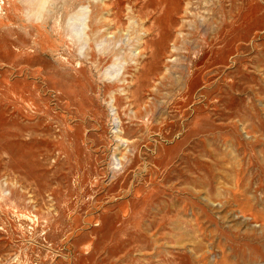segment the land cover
<instances>
[{"label":"rangeland","instance_id":"rangeland-1","mask_svg":"<svg viewBox=\"0 0 264 264\" xmlns=\"http://www.w3.org/2000/svg\"><path fill=\"white\" fill-rule=\"evenodd\" d=\"M40 1L0 0V264H264V0Z\"/></svg>","mask_w":264,"mask_h":264},{"label":"bare ground","instance_id":"bare-ground-1","mask_svg":"<svg viewBox=\"0 0 264 264\" xmlns=\"http://www.w3.org/2000/svg\"><path fill=\"white\" fill-rule=\"evenodd\" d=\"M38 1H39V0H38ZM45 1H46V0H41V1L39 2V3H40L39 6L36 5V6H38V10H39V13H40V14H41L40 9L43 8V6H44V4H45ZM36 6H35V7H36ZM45 7H46V6H44V8H45ZM36 9H37V7H36ZM78 16H79V13L75 16V20L78 19Z\"/></svg>","mask_w":264,"mask_h":264}]
</instances>
